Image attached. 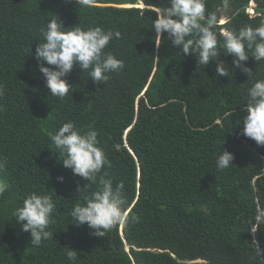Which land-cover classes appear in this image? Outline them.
I'll return each instance as SVG.
<instances>
[{
  "label": "trees",
  "instance_id": "16d2710c",
  "mask_svg": "<svg viewBox=\"0 0 264 264\" xmlns=\"http://www.w3.org/2000/svg\"><path fill=\"white\" fill-rule=\"evenodd\" d=\"M167 6V0H94L91 7L0 0V181L8 185L0 195V264H73L67 247L77 251L75 264H264L255 242L264 248V223L256 220L264 210V146L241 134L247 89L264 79V61L242 62L249 78L219 46L206 68L166 32L157 46L155 7ZM206 11L227 20L217 32H238L264 20V0H206ZM52 18L65 28L119 31L104 51L124 68L97 84L77 65L65 77L69 93L51 96L34 53ZM220 60L228 77L216 72ZM68 122L81 133L98 132L111 166L95 184L59 160L49 134ZM222 150L235 158L220 170ZM102 176L114 187L123 184L128 220L97 237L70 214ZM32 193L50 195L56 205L53 238L39 246L14 217Z\"/></svg>",
  "mask_w": 264,
  "mask_h": 264
},
{
  "label": "clouds",
  "instance_id": "9594fccd",
  "mask_svg": "<svg viewBox=\"0 0 264 264\" xmlns=\"http://www.w3.org/2000/svg\"><path fill=\"white\" fill-rule=\"evenodd\" d=\"M75 3L82 7H91L94 0H75ZM167 3V7H155L156 19L152 22V28L157 38V46L166 32L174 46L179 47L184 55H195L198 67L203 65L205 68L212 60L217 61L219 46L223 49V54L233 57L234 68L241 69L249 78L252 70L242 62L250 57L257 64L264 61V20L256 27L248 25L238 32L226 29L217 32L218 25H225L227 20L220 21L215 13L207 12L206 0H167ZM140 7L144 9V6ZM41 34L42 41L37 45L34 55L40 62L39 71L46 79L51 96L63 98L69 93L72 86L65 77L77 65L97 84H106L110 78L109 73L119 72L124 68L123 60L104 51L113 38H121L119 31H104L100 27L87 30L79 26L65 28L61 20L58 22L52 18L46 27L41 29ZM44 62L52 67L44 66ZM224 64L225 62L220 60L216 72L219 76L228 77L229 71ZM3 94L4 89L0 85V96ZM247 96V103L243 105L247 114L243 117L241 134L253 140L257 146H264V79L256 80L247 89ZM49 136L62 157L59 160L62 161L63 167L71 169L74 175L92 184L96 183L97 175L105 165L111 166L104 151L99 147L98 132L95 130L81 133L73 123L68 122ZM234 158L233 153L222 150L216 160L217 168L223 170L230 167ZM4 168L5 161L0 160V170ZM58 180L63 182L64 177H58ZM7 188V183L0 181V195L7 191ZM122 189V183L114 187L111 179L102 176L98 190L85 197L83 205L76 204L71 211L74 224L78 227L86 224L97 237L105 236L116 225L125 224L128 214ZM81 190L77 186V192ZM55 207L50 195L32 193L24 199L22 206L16 209L14 217L21 222L22 230L30 233L33 246H39L43 241L53 238V233L48 228ZM256 220L258 223H264V210L257 213ZM255 242L257 255L264 256V248L258 241ZM67 248L66 257L75 264L78 259L77 251Z\"/></svg>",
  "mask_w": 264,
  "mask_h": 264
},
{
  "label": "rangeland",
  "instance_id": "374dc122",
  "mask_svg": "<svg viewBox=\"0 0 264 264\" xmlns=\"http://www.w3.org/2000/svg\"><path fill=\"white\" fill-rule=\"evenodd\" d=\"M223 20H226V19H223Z\"/></svg>",
  "mask_w": 264,
  "mask_h": 264
}]
</instances>
